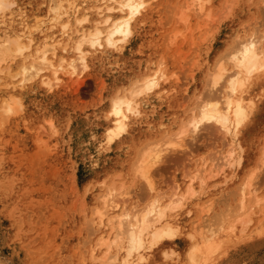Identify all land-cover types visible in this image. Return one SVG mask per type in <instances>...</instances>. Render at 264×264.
<instances>
[{"label": "rangeland", "instance_id": "1", "mask_svg": "<svg viewBox=\"0 0 264 264\" xmlns=\"http://www.w3.org/2000/svg\"><path fill=\"white\" fill-rule=\"evenodd\" d=\"M12 1H17L15 21L22 14L36 20L35 5L29 0ZM183 3L155 1L154 10L136 24L122 53L95 54L79 85L62 86L48 94L33 87L24 94L25 112L3 127L0 139V264H80L81 258L90 264L88 249L97 239V230L89 214L96 198L107 188L120 193L132 190L135 204L146 206L150 201L146 181L136 176L141 152L184 126L196 103L194 97L211 90L209 70L239 37L251 30L264 36V0H209L206 8L213 19L206 25ZM180 13L187 16L185 23L178 20ZM199 25L202 29L196 30ZM159 63L166 76L174 74L169 87L164 84L151 99L141 100L144 116L129 125L123 138L100 149L108 124L104 112L111 100ZM4 66L11 63L6 60ZM6 94L0 88V98ZM252 98L254 108L237 140L242 148L236 154L241 167L210 177L205 174V183L193 186L198 194L215 201L206 219L212 223L217 213L232 211L236 189L254 168L250 190L264 196V162H260L264 86L257 85ZM40 133L48 141L47 148L38 147L34 140ZM225 143L214 126L201 127L184 138L183 147L175 146L163 155L150 170V180L158 190L182 183L193 170L191 161L211 159ZM194 202L195 198L178 213L183 228L195 215ZM251 231L249 225L245 234L232 239L228 251L213 264H264V235ZM188 241L183 233L161 243L148 252V264H164V252L172 254V261L185 260Z\"/></svg>", "mask_w": 264, "mask_h": 264}, {"label": "bare ground", "instance_id": "2", "mask_svg": "<svg viewBox=\"0 0 264 264\" xmlns=\"http://www.w3.org/2000/svg\"><path fill=\"white\" fill-rule=\"evenodd\" d=\"M29 1L37 13L34 22L22 13L19 22L15 21L17 1L0 0V88L7 91L0 98V139L3 127L25 112L23 96L28 90L35 87L48 94L62 86L79 85L95 54L108 57L122 53L136 24L154 10L157 0ZM208 1L184 0L183 5L206 25L213 19L206 8ZM178 20L185 23L187 16L180 13ZM234 43L209 70V89L214 93L206 89L199 92L184 126L168 134L167 140L154 141L141 152L135 175L146 181L149 203L138 207L132 190L120 193L116 188H107L96 198L89 214V221L97 230V239L88 249L90 264H148L149 251L183 233L189 239L186 259L172 261V254L164 252L167 259L164 264H213L228 251L232 239L245 234L249 225L253 227L250 233L264 235V196L250 190L255 168L236 189L232 211L217 213V221L213 223L206 219L215 201L193 188L195 183L199 186L205 183V174L210 177L226 168L241 167V157L236 158V154L242 148L237 140L254 108L252 91L259 84L264 86V36L251 30ZM6 60L11 66H4ZM162 65H156L155 70L132 82L124 94L111 100L104 112L108 124L100 149H107L123 138L129 125L144 116L141 100L151 99L164 84L169 87L174 74L166 76ZM204 126H214L221 132L226 142L224 150L219 147L211 159L191 161L193 170L185 181L158 190L150 180V170L169 150L183 147L187 135L197 134ZM161 136L163 140L165 133ZM34 140L38 147L47 148L48 141L41 133ZM260 162H264V149ZM194 198L195 215L183 228L178 213ZM251 215L255 218L251 219ZM84 263L85 258H81L80 264Z\"/></svg>", "mask_w": 264, "mask_h": 264}]
</instances>
